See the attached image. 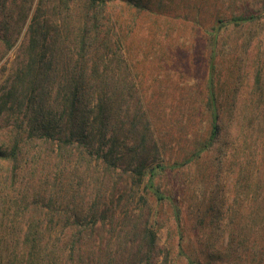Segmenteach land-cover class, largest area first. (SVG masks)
Returning <instances> with one entry per match:
<instances>
[{
  "label": "trees",
  "instance_id": "obj_1",
  "mask_svg": "<svg viewBox=\"0 0 264 264\" xmlns=\"http://www.w3.org/2000/svg\"><path fill=\"white\" fill-rule=\"evenodd\" d=\"M110 1L0 0V60L23 38L0 87V264L160 259L146 196L174 202L157 178L179 165L164 162L123 41L105 28ZM209 82L213 128L182 164L220 137Z\"/></svg>",
  "mask_w": 264,
  "mask_h": 264
},
{
  "label": "rangeland",
  "instance_id": "obj_2",
  "mask_svg": "<svg viewBox=\"0 0 264 264\" xmlns=\"http://www.w3.org/2000/svg\"><path fill=\"white\" fill-rule=\"evenodd\" d=\"M139 1H110L105 28L123 41L164 162L179 165L157 178L174 202L146 196L157 264H264V0ZM22 41L0 60V87ZM210 79L220 137L182 164L213 128Z\"/></svg>",
  "mask_w": 264,
  "mask_h": 264
}]
</instances>
